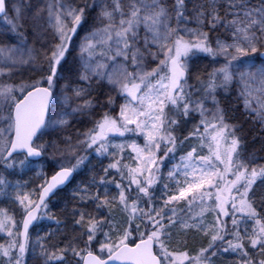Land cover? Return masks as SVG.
Here are the masks:
<instances>
[{"label":"snow or ice","instance_id":"obj_1","mask_svg":"<svg viewBox=\"0 0 264 264\" xmlns=\"http://www.w3.org/2000/svg\"><path fill=\"white\" fill-rule=\"evenodd\" d=\"M0 264H264V0H0Z\"/></svg>","mask_w":264,"mask_h":264}]
</instances>
